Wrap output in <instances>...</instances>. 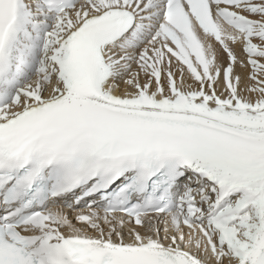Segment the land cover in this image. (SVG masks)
<instances>
[{"label": "snow or ice", "instance_id": "obj_1", "mask_svg": "<svg viewBox=\"0 0 264 264\" xmlns=\"http://www.w3.org/2000/svg\"><path fill=\"white\" fill-rule=\"evenodd\" d=\"M0 264H264V0H0Z\"/></svg>", "mask_w": 264, "mask_h": 264}]
</instances>
